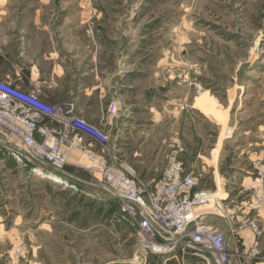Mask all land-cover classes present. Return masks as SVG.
<instances>
[{
  "label": "rangeland",
  "instance_id": "rangeland-1",
  "mask_svg": "<svg viewBox=\"0 0 264 264\" xmlns=\"http://www.w3.org/2000/svg\"><path fill=\"white\" fill-rule=\"evenodd\" d=\"M2 64L110 133L114 163L145 180L172 152L219 148L217 183L196 170L212 194L226 190L217 207L255 216L263 231L250 228L259 254L248 261L264 264V0H0ZM106 81L117 96L100 94ZM75 153L66 170L87 183L53 180L0 148V264H135L137 229Z\"/></svg>",
  "mask_w": 264,
  "mask_h": 264
},
{
  "label": "built area",
  "instance_id": "built-area-1",
  "mask_svg": "<svg viewBox=\"0 0 264 264\" xmlns=\"http://www.w3.org/2000/svg\"><path fill=\"white\" fill-rule=\"evenodd\" d=\"M31 83L32 88L0 79L1 149L64 182L75 177L66 167L79 151L82 159L77 165L111 195L123 218L137 229L141 243L136 262L158 254L167 260L195 258L202 264H230L225 231L207 223L197 211L209 202H220L206 188L202 173L186 167L176 152L169 155L159 178L145 180L129 166L121 168L112 160L110 133L79 117L72 104L65 110L52 107L42 95L41 84ZM110 112L114 114L115 106H110ZM237 209L240 206L228 212L219 208L231 232L239 224L261 234L256 219L244 218ZM257 246L255 242L248 250L244 264H252L248 260L259 254Z\"/></svg>",
  "mask_w": 264,
  "mask_h": 264
},
{
  "label": "crops",
  "instance_id": "crops-1",
  "mask_svg": "<svg viewBox=\"0 0 264 264\" xmlns=\"http://www.w3.org/2000/svg\"><path fill=\"white\" fill-rule=\"evenodd\" d=\"M4 69L5 68H3V64L0 65V77L7 78V79L10 78L19 84L28 85L29 82H27V80L20 79L18 69L14 68L12 71V74H9L8 72H10V71L7 72V70H6V72H4ZM36 79L41 80L42 78H40L39 76L36 75L34 80H36ZM97 87L100 89V94L102 93V96L106 95V91L109 93H111V91H112L113 93H111V95L114 97L117 96L116 91L114 90L115 85L108 82V81H106V83L104 82L103 88H100V85H97ZM112 88H113V90H112ZM106 89H111V90L109 91ZM82 91L84 92V95L86 97L89 96L91 93V91L88 87H85ZM100 94H99V97H100ZM106 100H105V102H106ZM108 102L105 103V105H104V104H102V103H104V101L101 100L100 103L102 104V106L101 105L99 106L98 116L95 118L96 123L104 129L110 127L109 124H104L101 122V116H102L103 110L106 107H108V105H109ZM200 104H201V100H200V102H198L199 108H200ZM130 106H132V105L129 104V107ZM151 109H153V108H151ZM136 111H137V109H133L131 111V113H134ZM214 112L216 113V110H214ZM217 114H218V110H217ZM115 126H116V124H115ZM118 130H119V128H118ZM130 144H127V142H125L126 146L130 145ZM182 151H183L182 152L183 157L180 159L182 160V162L184 163V165L186 167L196 170V168L200 167L199 164L202 163L203 168L206 169V167H208L210 169V171L212 172V174L214 176V180L216 182V179L218 178V175H219V168H220V155H221V153H220L219 148H217V147L211 148L210 154H206L204 151L199 150L198 152H196L193 155L192 154L188 155L189 158H187V156H186V154H187L186 150L182 149ZM76 155H77L76 153L74 155H72L71 159H74L76 157ZM184 159H189V162L186 164V162H185L186 160H184ZM131 165H133L132 162H131ZM162 172H161V174H162ZM71 180H75L76 182L77 181L81 182L80 184L87 183L85 180H83L82 178H79V177H74V179H71ZM233 189L235 190L236 188H233ZM230 191H233V190H230ZM214 194H215V196H217V198H223L227 195L226 190H225V194L221 195L219 187L216 188V191L214 192ZM241 195H242L241 193L238 194V196H241ZM198 209L200 211L199 213L203 214L204 220L207 223L214 225L215 227H218V228L225 231L226 240L228 242V245H229L230 251H231L230 264H244V262L247 260V252H248L249 245L251 246L252 242L255 241V239H256V235L254 234V232H252V230L250 228L246 227L241 232H238L237 237H236V235L234 233L232 234L229 226L227 225L226 218L220 215L218 207L215 205V203L210 204L209 208L207 210L206 209L200 210V207ZM198 209H197V211H198ZM247 210L248 209L242 210V213H247ZM205 213H207V214H205ZM261 215L263 216V214H261ZM263 244H264V240H263ZM261 250L264 253V246H262ZM184 260L185 259H181V258L179 260L176 258L167 260L166 256H161L158 254H151L147 258H144L142 261L135 262V264H202L201 262H199V260H197L195 258H188L187 260H185L186 262H184ZM257 264H259V263H257ZM260 264H263V263H260Z\"/></svg>",
  "mask_w": 264,
  "mask_h": 264
},
{
  "label": "bare ground",
  "instance_id": "bare-ground-1",
  "mask_svg": "<svg viewBox=\"0 0 264 264\" xmlns=\"http://www.w3.org/2000/svg\"><path fill=\"white\" fill-rule=\"evenodd\" d=\"M34 82H36L37 84H41V80H39V79L34 80ZM37 171H38V173H40V174L43 173V171H42L41 169H38ZM50 176H51V178H52L53 180H57V181L64 182V181H62V179H61L59 176H57V175H55V174H50ZM200 208H202V207H200ZM199 212H200V211H199ZM205 214H207V213H205Z\"/></svg>",
  "mask_w": 264,
  "mask_h": 264
}]
</instances>
